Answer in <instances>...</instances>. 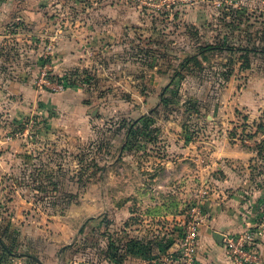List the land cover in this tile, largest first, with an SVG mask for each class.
I'll use <instances>...</instances> for the list:
<instances>
[{"label":"rangeland","instance_id":"1","mask_svg":"<svg viewBox=\"0 0 264 264\" xmlns=\"http://www.w3.org/2000/svg\"><path fill=\"white\" fill-rule=\"evenodd\" d=\"M38 14L0 42L6 264H203L213 215L264 221V0Z\"/></svg>","mask_w":264,"mask_h":264},{"label":"crops","instance_id":"2","mask_svg":"<svg viewBox=\"0 0 264 264\" xmlns=\"http://www.w3.org/2000/svg\"><path fill=\"white\" fill-rule=\"evenodd\" d=\"M54 3L55 0H0V42L7 44L15 41L13 39H17L18 36V28L16 27L18 24L15 22L22 19H30L33 22L34 19L37 20L36 16L39 15L40 9L51 6ZM11 26H15V28ZM8 38L9 40L5 41ZM238 204H240L238 213H236V209L234 212H222L219 217L216 214L213 215L210 225L214 226V230L210 232L211 236L201 237V246L198 248L197 255L200 257L201 263L235 264L228 251L215 239L213 234L225 235L240 229L237 227V223L235 224L237 221L244 223L246 226L251 222H253L252 224L259 222L256 221L257 218L253 220L252 209H250V207L254 206V202H238ZM249 204L250 206L246 208ZM261 222L263 223L264 221L260 219L259 223ZM252 246L258 251L260 264H264V238L259 244L253 242Z\"/></svg>","mask_w":264,"mask_h":264},{"label":"built area","instance_id":"3","mask_svg":"<svg viewBox=\"0 0 264 264\" xmlns=\"http://www.w3.org/2000/svg\"><path fill=\"white\" fill-rule=\"evenodd\" d=\"M261 226L260 228H262ZM263 232V229L259 231V234ZM254 239L252 236L245 234L238 240L226 237L224 242L226 243L227 251L235 264H260L258 251L255 250L251 243L247 242Z\"/></svg>","mask_w":264,"mask_h":264},{"label":"trees","instance_id":"4","mask_svg":"<svg viewBox=\"0 0 264 264\" xmlns=\"http://www.w3.org/2000/svg\"><path fill=\"white\" fill-rule=\"evenodd\" d=\"M69 84H71V82H69ZM65 87H66V84H65ZM7 239H8V236L4 229L2 233L0 232V264H6L11 258L10 250L5 245V243H8Z\"/></svg>","mask_w":264,"mask_h":264},{"label":"water","instance_id":"5","mask_svg":"<svg viewBox=\"0 0 264 264\" xmlns=\"http://www.w3.org/2000/svg\"><path fill=\"white\" fill-rule=\"evenodd\" d=\"M214 237L219 243H222V240H223V236L222 235H216Z\"/></svg>","mask_w":264,"mask_h":264}]
</instances>
